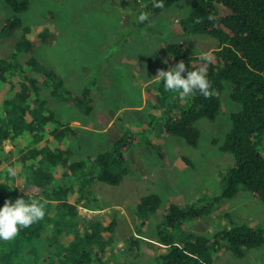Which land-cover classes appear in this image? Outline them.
I'll use <instances>...</instances> for the list:
<instances>
[{
	"label": "trees",
	"instance_id": "obj_1",
	"mask_svg": "<svg viewBox=\"0 0 264 264\" xmlns=\"http://www.w3.org/2000/svg\"><path fill=\"white\" fill-rule=\"evenodd\" d=\"M3 1L11 8L12 15L4 20L0 36L20 27L19 15L29 8V0ZM144 1L143 13L149 17H156L174 3L184 1L190 14L180 21L182 30L188 34L209 35L220 41V46L206 55H195L189 46L181 43L165 46L176 63L181 60L185 63L187 71L205 68L217 94L206 99L195 91L180 100L178 93L165 90L164 81L155 89H146V98L152 104L163 101L162 108L164 112L167 110L161 121L164 133L180 137L187 145L195 147L199 140L195 123L199 119L216 120L221 107L218 93L224 89V81L231 82L230 98L240 106L230 115V129L219 144L220 150L230 153L233 158L232 163L220 172L219 194L196 199L184 207L174 203L164 207L163 218L156 227L164 249L154 258L153 264H212L223 244L237 258H242L247 250L264 244L261 228L232 224L210 236L188 234L181 245L175 243L173 234L184 227L187 219H198L211 213L217 203L232 198L240 187L264 204V0ZM161 2L163 8L154 6ZM210 15L214 17L211 21ZM47 17L51 18V14ZM47 34L44 26L23 27L10 56L0 59V208L5 201L14 203L18 198L28 203L34 199L47 201L42 220L21 229L11 241L0 240V246L4 248L0 251V264H68L65 259L70 256L50 252L49 246L43 243L47 234L52 233L46 232L45 222L56 227H73L71 222L78 216L76 205L86 195L87 185L92 181L118 185L122 176L113 169L115 166L125 169L124 155L136 145L139 134L135 131L145 132L152 126L151 121L138 127L128 124L130 132L122 135L109 150L87 155L81 160H69L72 154L69 135L77 137L79 132L56 118L41 96L40 84L50 87L52 98L72 101L84 115L93 111L94 99L91 86H85L77 93L58 74L33 57L32 51L40 47ZM183 75L186 76V72ZM166 99L170 100L167 108ZM7 142L11 145L9 151L5 150ZM9 167L16 169L15 178L20 181L23 178L22 182L32 185L38 192L26 194L17 189L14 177L8 175ZM78 183L82 185L80 188ZM160 207L161 199L156 194L138 200L139 213H157ZM51 212L55 214L51 215ZM105 227L72 235L76 242L73 239L69 248L70 254L74 251L71 264L90 261L86 247L99 234L111 232V225ZM27 245L31 247L26 254ZM78 247H82L81 250Z\"/></svg>",
	"mask_w": 264,
	"mask_h": 264
},
{
	"label": "rangeland",
	"instance_id": "obj_2",
	"mask_svg": "<svg viewBox=\"0 0 264 264\" xmlns=\"http://www.w3.org/2000/svg\"><path fill=\"white\" fill-rule=\"evenodd\" d=\"M144 4V0H29L28 10L19 15L20 27L0 36V59L10 56L23 27L44 26L48 34L40 47L32 51L38 63L62 78L71 79L74 88H77L76 82L85 80L84 73L89 76L84 86H92L103 78L109 85V99L105 101L110 109L107 115L115 114L124 106H138L140 87H133L131 81L140 73L155 70L157 74L158 70L167 71L176 64L165 50L167 44H185L195 55H206L220 46L217 38L182 30L180 21L190 14L184 1L174 3L156 17L147 16L148 19L140 23L138 17L143 13ZM48 13L51 18L47 17ZM11 15V8L0 0V30ZM160 82L156 80L145 90L155 89ZM40 87L41 96L54 107L50 87L43 84ZM231 88V82L224 81V89L218 93L221 107L214 122L199 119L195 123L199 131L195 147L187 145L180 137L164 133L161 121L167 110L164 112L162 108L163 101L152 104L151 100H147V106L141 111H121L108 133H92L91 136L83 133L79 139H73L75 153L69 160H81L109 150L122 135L130 132L128 124L138 127L152 122L145 132L135 131L139 134L136 145L124 155L125 169L119 166L113 169L122 176L118 185L90 182L86 195L76 205L78 216L71 222L73 227H56L45 222L46 232L52 233L42 241L49 246L50 252L70 256L65 261L71 264L74 251L70 254L69 248L73 234L81 235L94 227L111 225L109 234L104 231L86 247L90 253L87 264H153L154 258L164 249L156 230L164 207L171 203L188 206L196 199L210 198L220 192V172L233 158L230 153L222 152L219 144L230 129V115L240 109L230 98ZM164 103L167 108L170 100ZM10 149L11 145L5 143V150ZM13 179L22 192H38L32 185L22 182L23 178L21 181ZM81 186L78 183V187ZM149 194L160 197L159 211L139 213L138 200ZM57 210L64 214L61 209ZM232 224L255 225L264 233V204L241 187L232 198L217 203L211 213L187 219L183 228L174 231V241L181 245L188 234L210 236ZM30 247L27 245L26 254ZM3 249L0 246V251ZM212 264H264V244L247 250L242 258H237L223 244Z\"/></svg>",
	"mask_w": 264,
	"mask_h": 264
},
{
	"label": "clouds",
	"instance_id": "obj_3",
	"mask_svg": "<svg viewBox=\"0 0 264 264\" xmlns=\"http://www.w3.org/2000/svg\"><path fill=\"white\" fill-rule=\"evenodd\" d=\"M154 6L163 8L164 4L161 2ZM147 19V15L142 13L138 17V22L143 23ZM208 19L211 21L214 17L210 15ZM185 72L186 76L183 75ZM154 80L164 81L165 90L178 93L180 100H184L186 96L193 94L195 91H199L206 99L217 94L207 78L205 68L187 71L182 60L167 71L158 70ZM7 172L11 177L17 175L16 169L12 167H9ZM46 204L47 201L40 202L35 199L28 203L23 198L16 199L14 203L5 201L4 206L0 208V240L11 241L19 234L21 229H27L42 220L45 216Z\"/></svg>",
	"mask_w": 264,
	"mask_h": 264
},
{
	"label": "crops",
	"instance_id": "obj_4",
	"mask_svg": "<svg viewBox=\"0 0 264 264\" xmlns=\"http://www.w3.org/2000/svg\"><path fill=\"white\" fill-rule=\"evenodd\" d=\"M80 73V71H79ZM135 73V72H134ZM155 70H151L150 73L146 74H139L136 75V78H133L131 81V84L133 87L139 86V94H140V104L138 106H124L119 109V111L114 112L113 115H107L106 111H108L109 106L107 103H105L106 100L109 99V95L107 94V89L109 87L108 84L104 82L103 78H100L98 81H95L92 83L91 90H92V96L94 99V109L89 115H84L75 105L72 101L64 100L59 101L54 99V107L49 104L48 106L53 110L56 118L61 121L65 125H70L75 127L79 135L77 137L71 136L69 137V142L71 146V152L72 154L75 153L73 150V139L80 138L81 134H85L87 136H91L92 133H108L109 130L114 126L116 123L118 114L121 111H141L143 110L144 106H147V98L145 94V87L151 83H154L156 80L155 77ZM85 76V80L81 81L80 83L76 82L77 88H74L73 85L75 84L71 79L61 77V79L64 81V83L69 86L72 90H74L77 93H80L81 90L85 87L84 85L87 84V80L89 76L87 74H82ZM82 76V78H84ZM134 76V75H132ZM105 86V87H104ZM60 102V103H55ZM136 109V110H133ZM110 110V109H109ZM89 116V117H86ZM83 144L80 146L82 149ZM80 149V150H81ZM71 154V156H72Z\"/></svg>",
	"mask_w": 264,
	"mask_h": 264
}]
</instances>
